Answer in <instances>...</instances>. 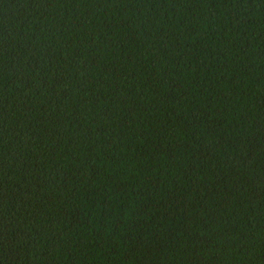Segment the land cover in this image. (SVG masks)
I'll return each instance as SVG.
<instances>
[{
  "label": "trees",
  "instance_id": "obj_1",
  "mask_svg": "<svg viewBox=\"0 0 264 264\" xmlns=\"http://www.w3.org/2000/svg\"><path fill=\"white\" fill-rule=\"evenodd\" d=\"M0 264H264V0H0Z\"/></svg>",
  "mask_w": 264,
  "mask_h": 264
}]
</instances>
